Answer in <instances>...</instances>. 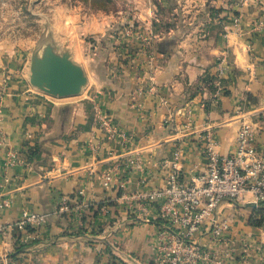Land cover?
I'll list each match as a JSON object with an SVG mask.
<instances>
[{"label": "crops", "instance_id": "0c3cea01", "mask_svg": "<svg viewBox=\"0 0 264 264\" xmlns=\"http://www.w3.org/2000/svg\"><path fill=\"white\" fill-rule=\"evenodd\" d=\"M218 3L216 17L165 28L149 19L148 31L112 36L109 20L81 22L69 59L86 83L74 96L48 95L0 65V205L7 202L0 227L24 211L46 216L38 238L20 252V234L7 229L0 264L6 257L12 264H150L158 208L141 210L130 196L161 187L176 150L188 183L205 174L207 143L231 154L242 124H251L253 144L264 155V0ZM149 34L150 44L140 46L139 36ZM88 36L93 40L84 41ZM104 173L113 175L106 187ZM100 202L106 212L96 211ZM256 215L252 203L224 200L216 216L227 229L215 238L201 226L194 240L207 258L196 264H264V225L253 224Z\"/></svg>", "mask_w": 264, "mask_h": 264}, {"label": "built area", "instance_id": "2783aa9c", "mask_svg": "<svg viewBox=\"0 0 264 264\" xmlns=\"http://www.w3.org/2000/svg\"><path fill=\"white\" fill-rule=\"evenodd\" d=\"M238 25L234 19L233 26ZM222 70L218 71L220 75ZM151 75L148 80H151ZM152 81V80H151ZM139 92L142 94L143 90ZM1 104V103H0ZM99 123L112 129L109 120L101 113L96 115ZM205 174L196 182H185L180 177L178 162L181 151L176 150L167 162L168 171L161 187L150 191L134 193L130 196L141 210L157 205L160 225L156 232L157 244L152 251L150 264H196L206 259L207 254L195 242L194 234L207 225L215 238L222 237L227 229L225 222L216 216L219 205L224 200L252 203L255 209H261L264 202V155L253 144L251 124H242L237 131L231 154L221 155L210 143L204 148ZM15 154H8V164L17 163ZM137 170L142 169L139 160L133 161ZM104 187L112 181L111 173L100 177ZM7 205L4 201L0 207ZM100 211L106 212L104 203H99ZM62 203L60 210L66 209ZM79 208L78 205L75 206ZM260 214L254 216L259 219ZM46 222V216L38 212L24 211L22 217L5 227H0V237L7 229L13 228L20 235L19 243L26 244L30 239H37V230ZM33 229L32 232L29 229ZM223 256L229 255L231 249H224ZM2 264H12L6 257ZM115 264H123L116 262Z\"/></svg>", "mask_w": 264, "mask_h": 264}, {"label": "rangeland", "instance_id": "374dc122", "mask_svg": "<svg viewBox=\"0 0 264 264\" xmlns=\"http://www.w3.org/2000/svg\"><path fill=\"white\" fill-rule=\"evenodd\" d=\"M220 0H0V65L12 67L17 77L29 78L50 47L58 55L70 54L71 39L90 18L109 20L107 30L136 28L148 31L149 19L165 28L186 18H212ZM219 4V6H218ZM146 18V19H142ZM179 25H184L178 22ZM184 28V27H183ZM139 36L144 46L150 44ZM92 41L86 37L84 41ZM102 47L105 48V42ZM138 43L135 41V45ZM119 46V45H117ZM30 83V82H29Z\"/></svg>", "mask_w": 264, "mask_h": 264}, {"label": "water", "instance_id": "95a60500", "mask_svg": "<svg viewBox=\"0 0 264 264\" xmlns=\"http://www.w3.org/2000/svg\"><path fill=\"white\" fill-rule=\"evenodd\" d=\"M29 82L48 95L68 97L80 93L86 77L82 69L70 61L69 55H58L47 47Z\"/></svg>", "mask_w": 264, "mask_h": 264}, {"label": "trees", "instance_id": "16d2710c", "mask_svg": "<svg viewBox=\"0 0 264 264\" xmlns=\"http://www.w3.org/2000/svg\"><path fill=\"white\" fill-rule=\"evenodd\" d=\"M262 205L263 206H262L261 209H257L256 210V212L261 215L260 218L253 220V224L256 225V226H263L264 225V202L262 203ZM95 207H96V211H98L100 209V205H96ZM29 231L32 232L33 229H29ZM24 248H25V245L19 244V239L17 238V243H16V246H15V251L16 252H20Z\"/></svg>", "mask_w": 264, "mask_h": 264}]
</instances>
